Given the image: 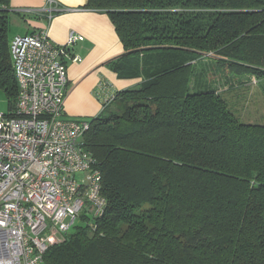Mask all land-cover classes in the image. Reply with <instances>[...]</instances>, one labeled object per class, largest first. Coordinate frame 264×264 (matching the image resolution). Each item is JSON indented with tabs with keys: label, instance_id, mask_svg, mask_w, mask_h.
<instances>
[{
	"label": "trees",
	"instance_id": "1",
	"mask_svg": "<svg viewBox=\"0 0 264 264\" xmlns=\"http://www.w3.org/2000/svg\"><path fill=\"white\" fill-rule=\"evenodd\" d=\"M10 4L0 0V90L14 109ZM133 81L88 120L107 200L44 264H264V0H87ZM34 32V31H33Z\"/></svg>",
	"mask_w": 264,
	"mask_h": 264
},
{
	"label": "built area",
	"instance_id": "2",
	"mask_svg": "<svg viewBox=\"0 0 264 264\" xmlns=\"http://www.w3.org/2000/svg\"><path fill=\"white\" fill-rule=\"evenodd\" d=\"M82 39L60 46L45 27L10 41L19 94L0 116V264H44L82 215L94 222L107 205L97 159L79 142L89 122L64 114L62 53Z\"/></svg>",
	"mask_w": 264,
	"mask_h": 264
},
{
	"label": "crops",
	"instance_id": "3",
	"mask_svg": "<svg viewBox=\"0 0 264 264\" xmlns=\"http://www.w3.org/2000/svg\"><path fill=\"white\" fill-rule=\"evenodd\" d=\"M51 1L11 0L9 15L22 20L25 34L46 27L50 39L60 46L70 34L83 36L62 53L68 75L64 114L76 119L94 118L103 114L120 90L133 85L107 64L124 50L122 43L109 17L87 7V0H53V6ZM17 34L14 32L10 40Z\"/></svg>",
	"mask_w": 264,
	"mask_h": 264
},
{
	"label": "rangeland",
	"instance_id": "4",
	"mask_svg": "<svg viewBox=\"0 0 264 264\" xmlns=\"http://www.w3.org/2000/svg\"><path fill=\"white\" fill-rule=\"evenodd\" d=\"M9 18H10V37L14 34V32L20 33L17 35H23L24 33L23 30H25L26 27H24V25L22 24V20L19 19L18 17H15L14 15H9ZM118 107H120L119 100H113V102L106 107L103 113L106 116L111 111H115L116 108ZM8 113H9L8 99L6 98L4 92L0 90V116H7ZM83 139H84V135L81 137L79 141L81 145H83Z\"/></svg>",
	"mask_w": 264,
	"mask_h": 264
}]
</instances>
